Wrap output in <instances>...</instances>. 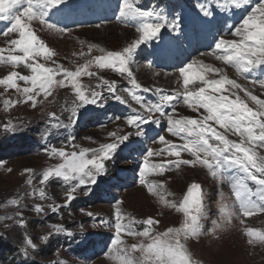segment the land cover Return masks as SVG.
Returning a JSON list of instances; mask_svg holds the SVG:
<instances>
[{
    "label": "rangeland",
    "instance_id": "rangeland-1",
    "mask_svg": "<svg viewBox=\"0 0 264 264\" xmlns=\"http://www.w3.org/2000/svg\"><path fill=\"white\" fill-rule=\"evenodd\" d=\"M84 1L93 3L92 0H66L58 11L51 12L49 21L60 28H64L65 32L63 33L47 29L42 30L38 22L32 24L37 35L56 53L52 59L71 71H75L76 67L86 60L102 55L94 48L91 54L80 57L81 51L88 53V45H97L99 48L105 49V52L121 51L131 42L125 43L121 38V30H129L135 37L137 36L134 27L125 26L123 22L117 19L122 0H118L119 7L115 15L113 13L115 6L111 0H108L107 4L106 0L100 5L94 4L96 14L89 19L102 20L104 18L106 22L99 21L95 23L96 25L91 26V22L88 23L87 18L80 14L81 19L67 17L68 20L65 24L59 16V11ZM257 2L258 0H250V4L246 6V8L249 7L247 11H250ZM87 10L86 8L80 9V11ZM170 10L171 13H163L162 15L166 22L169 25H174V27L162 28L158 37L166 36L170 42L181 45L182 51L174 53L170 63L157 62L156 57L149 56L153 52L155 40L153 39L147 42L145 46L140 45L133 56L134 58L137 55L131 64L134 68L133 76L141 84L140 92V89L133 91L135 94L137 93L138 97L146 95L150 97L147 96L151 100L150 102L146 97H140L144 104L156 103L153 99L158 94L157 89H161L163 94L168 95L182 91L178 70L197 58L203 60L205 64L226 68L225 71L229 74L230 79H235L252 91L254 95L264 99V89L248 83L246 79L237 76L234 69L223 65L220 61L215 62L213 57L201 56V53L210 52L206 47L207 33H199L198 24L191 22L188 17L182 16L179 6L171 7ZM247 11L244 13L235 11L234 16L237 17L233 19L230 26H221L219 23L220 32L228 28L226 33L222 34L224 39H238V37L231 36L230 32L239 26ZM102 14H104L103 18ZM169 16L173 18L167 19ZM194 17L200 24L205 23L204 13L194 12ZM210 22H208L209 27ZM7 27H10L7 21H0V33L6 31ZM16 38H18L16 33H12L8 37L0 34V48L8 49L7 41ZM199 38L203 40L202 48H197ZM218 40H220L219 36L216 38V42ZM167 52L170 53L171 50L167 48ZM4 54L7 55V51ZM210 59L212 61L208 63ZM36 62L55 67L52 61L42 57H37ZM195 66L190 70V75L201 71L199 65ZM11 71H17L22 75L31 74L23 65L15 69L10 65H0V78ZM89 71L96 72L97 76H82L80 79L84 84L96 88V85L100 83L97 77H102L110 82L115 81L116 92H107L103 85L96 88L97 91L101 92L102 98L96 104H87L79 108L75 123L72 124L69 123V111H65V108H69L72 99H74L70 87L57 88L53 92V96H50L43 104L38 103L35 108L31 107L29 101L28 103H19L5 111L4 99L20 100L21 96L15 89H8L5 92V86L0 85V218L12 217V219H0V236L4 235L10 242L18 244L13 245L12 242L10 244L8 240L2 238L0 249L6 253L13 247L16 249L13 251L14 254L23 255L20 251L24 246L23 241L20 242L19 240H24L25 236L31 238L37 244V248L35 250L29 249V255L24 260L25 262L33 257L31 254H34L36 256L34 259L38 258L45 264H49L48 261H52L53 264H114L112 260L106 257V253L115 236L113 225L115 224L117 207L126 217L134 218L137 221L134 225L137 231H142L146 227L143 221L148 218L159 221L158 224L152 226L153 233L163 232L169 227H179L184 219L182 213L162 203L159 196L149 193L141 183L137 185L139 165L143 162L147 149L164 147L158 143V139L154 142L150 137L160 134L175 144H180L182 141L178 137L175 139L168 133L167 119L160 117L159 113H151V115L153 119H160V124L151 122L143 124L141 129L144 135L136 136L137 129L129 127L126 119L135 115L147 117L149 113L140 108V105L124 91L125 88L131 87L126 75L122 76L112 69H98L95 66L91 67ZM167 74L174 75L172 83L166 81ZM252 75L261 77L262 73L257 70ZM208 77L218 78L211 73L208 74ZM196 82L194 86H200L199 81ZM17 83L21 87L25 86L23 81H17ZM162 84H166L168 87L162 88ZM190 87L192 86L190 85ZM145 88L148 89L149 93L143 91ZM238 94L249 103V106L255 107L242 92ZM116 96H120L124 102L117 100ZM37 99L41 100L43 96ZM48 101H52V103ZM117 105L120 106L116 109ZM173 108L176 110L173 116L177 119L181 116L192 117L195 115L198 117V114L204 112L203 109H200L199 113L193 112L187 105L183 104L182 97L173 101L170 107H165L164 111L165 113H172ZM134 109L135 111H133ZM49 113H54V116H50ZM9 121L16 126V131L4 130V125ZM218 130L223 131V129ZM108 132H118L120 135L131 133V135L129 140L125 141L124 145L117 151L114 158L107 162L106 173L97 178L96 184L81 186L75 194V199L66 203L65 191L67 186L61 180L51 179L43 186L47 199H39L37 190L42 187L39 183L42 171L61 162L59 157H49L48 150L55 147L71 152L73 151L71 146L73 144L79 146L75 149L76 151H79L80 148H96L102 143L111 142ZM153 138L156 139L157 137L154 136ZM229 139L239 142L240 138L230 135ZM260 151L261 154H264V150ZM166 158L175 159L163 154L149 159L150 163L155 164ZM182 158L191 159L187 153H182ZM25 169H31L32 172L27 173ZM28 179L32 180L31 185L27 183ZM147 180L156 182L158 185L162 184L163 188H158L157 191L164 197L165 201L176 203L183 198L190 184L197 183L201 186L206 209V216L202 220V234L196 239L187 241V247L197 264H264V244L249 245L247 243L248 237L244 234V229L247 227L264 231V212L256 213L247 218L240 216L238 208L234 204L235 198L226 183L214 180L206 169L199 166H181L179 169L173 167L171 171H166L163 175H149ZM14 198L22 200L19 207L7 203ZM117 201L121 203L117 205ZM37 203L45 208L44 213L36 214L32 211ZM49 203L59 204L61 207L56 212H52L47 207ZM225 204L233 208L235 212L230 223L225 222L220 213L222 205ZM17 211L21 213V216H16ZM89 213L91 215H88ZM19 219H23V227L16 223ZM241 219L245 220L244 224L240 223ZM53 225L62 226L64 231L55 232L52 228ZM49 232L52 233L49 239L46 242H41L40 237ZM141 239V237L123 236V240L128 246L139 243ZM144 242L147 243L148 241L145 240ZM3 253L0 254V264H10L11 258H8L9 255L5 257ZM42 255L46 257L42 258ZM137 255L139 254L137 253ZM23 259L22 257L21 260ZM18 264H22L21 261Z\"/></svg>",
    "mask_w": 264,
    "mask_h": 264
},
{
    "label": "snow or ice",
    "instance_id": "snow-or-ice-1",
    "mask_svg": "<svg viewBox=\"0 0 264 264\" xmlns=\"http://www.w3.org/2000/svg\"><path fill=\"white\" fill-rule=\"evenodd\" d=\"M65 2L66 0H0V21H7L10 24V27L0 34L5 37L12 33L18 35V38L7 41L8 49L0 48V65H10L13 69L23 65L31 73L22 75L17 71H11L0 78V85L5 86V92L8 89H15L21 96L20 100L4 99L5 111L19 103L29 101L31 107L35 108L38 103L43 104L50 96H53L57 88L70 87L74 99L65 111H69V123L72 124L75 123L79 108L87 104H96L102 98L101 92L96 88L103 85L107 92H116L115 81L110 82L102 77H97L100 83L96 85V88L84 84L80 79L82 76H97L96 72L89 71L91 67L112 69L122 76L126 75L131 87L125 88L124 91L140 105V108L149 113L147 117L135 115L126 119L129 127L137 129L135 135H144L140 128L141 124L151 122L159 125L160 119H153L151 115V113H159L160 117L167 119L168 133L182 141L180 144H175L171 140H166L164 136H159L158 143L164 147L147 149L143 162L139 165L140 183L149 193L159 196L166 206L182 213L184 219L179 227H169L163 232L153 233L152 226L159 221L148 218L143 221L146 227L142 231H137L134 227L137 221L126 217L117 207L113 225L115 236L111 240L106 257L114 264H197L187 247V241L196 239L202 234V220L206 216V209L201 186L197 183L190 184L178 203L165 201L157 191L158 188L162 189L163 185L148 181L147 176L163 175L166 171H171L173 167L179 169L181 166H199L206 169L214 180L228 185L240 216L247 218L264 212V154L260 151L264 150V99L254 95L235 79H230L223 67L205 64L203 60L197 58L178 70L182 91L168 95L163 94L161 89H157V93L160 94L159 102L151 105L144 104L133 91V89H141V84L133 76L130 67L133 56L140 45L158 38L162 28L174 27V25H169L159 12L142 10L137 6L139 0H122L119 7L117 19L125 26L134 27L137 33L127 46L121 51L105 52V49L90 44L88 53L81 51L80 57L91 54L94 48L102 55L86 60L78 65L75 71L65 69L52 59L56 53L46 45L32 27L33 22H38L42 30L65 32L64 28L58 27L48 19L51 12L58 11ZM249 4L250 0H225V5L222 6L245 8L247 11L246 6ZM201 11L205 16L210 15V12L203 7ZM230 34L238 39L221 38L211 52L200 55L213 57L216 61L234 69L237 76L246 79L248 83L264 89V0H258ZM5 51L7 55L4 54ZM37 57L52 61L55 67L36 62ZM194 65H199L201 71L190 75ZM257 70L261 71V77L252 75ZM209 73L218 78H209ZM17 81H23L25 86L21 87ZM196 81H199L200 86H194ZM143 91L148 89L145 88ZM240 92L255 107L249 106V103L238 94ZM41 96L43 99L38 100L37 98ZM181 97L183 104L193 112L199 113V110L203 109L206 114H201L198 119L184 116L177 119L173 116L175 108L172 109V113H165L164 108L170 107L173 101ZM116 99L121 100V97L116 96ZM48 102L52 103V101ZM121 102L124 101L121 100ZM49 115L54 116V113ZM4 130L16 131V126L9 121L4 125ZM130 135L131 133L120 135L118 132H108L111 142L102 143L96 148H80L76 151L75 149L79 146L73 144L71 152L55 147L48 150L49 157H59L61 162L42 171L39 181L42 187L37 190L39 199H47L43 186L51 179H58L67 186L65 202L74 200L81 186L94 185L98 177L105 175L107 162L114 158L120 147L129 140ZM230 135L238 136L239 142L229 139ZM88 139L91 138L88 137ZM69 143L71 144V141ZM182 153H187L191 159L182 158ZM162 154L175 159L166 158L160 163H150L149 158ZM25 172L31 173L32 170L25 169ZM27 183L31 185L32 180L28 179ZM7 203L19 207L22 200L14 198ZM120 203L117 201V205ZM47 207L52 212H56L61 205L49 203ZM32 211L42 214L45 208L37 203ZM220 213L224 221L229 223L232 215L235 214L233 208L227 204L222 205ZM16 216H21V213L17 211ZM0 219H12V217ZM16 223L21 227L24 226L23 219L17 220ZM240 223L244 224L245 220L241 219ZM52 228L57 233L64 231L60 225H53ZM244 234L248 237L249 245L264 244V231L247 227L244 229ZM51 235L52 233L49 232L40 237L41 242H46ZM123 236L142 239L139 243L128 246ZM145 240L148 242L145 243ZM23 245L20 251L25 257L29 255V249L37 248V244L27 236L24 237Z\"/></svg>",
    "mask_w": 264,
    "mask_h": 264
},
{
    "label": "bare ground",
    "instance_id": "bare-ground-1",
    "mask_svg": "<svg viewBox=\"0 0 264 264\" xmlns=\"http://www.w3.org/2000/svg\"><path fill=\"white\" fill-rule=\"evenodd\" d=\"M104 26V25H103ZM106 26V25H105ZM97 27H100V26H97ZM101 29V28H100ZM103 33V32H102ZM121 38L125 41V43H128L129 41H132V39L135 37V35L129 31V30H121ZM103 36H105V34H103ZM201 57V56H200ZM204 59V58H203ZM206 61V59H204ZM212 61L211 59L208 60V63ZM217 62V61H215ZM214 62V63H215ZM218 63V62H217ZM221 65V64H220ZM195 66V65H194ZM196 67V66H195ZM226 69V68H225ZM230 72V71H228ZM198 73V72H197ZM229 75V74H228ZM233 78V77H232ZM174 80V75L173 74H167L166 75V81L169 82V83H172V81ZM197 83V82H196ZM179 86V85H178ZM168 85L166 84H162V88H167ZM37 145V144H36ZM33 148V147H32Z\"/></svg>",
    "mask_w": 264,
    "mask_h": 264
},
{
    "label": "trees",
    "instance_id": "trees-1",
    "mask_svg": "<svg viewBox=\"0 0 264 264\" xmlns=\"http://www.w3.org/2000/svg\"><path fill=\"white\" fill-rule=\"evenodd\" d=\"M1 236H4V235H1ZM1 236H0V243H1V241H3V239L1 238ZM6 240H8L9 241V243L11 244V242H10V240L8 239V238H6ZM20 242H22V240H19ZM13 243V245H15V244H17V243H14V242H12ZM19 243V242H18ZM18 245V244H17ZM16 249H14L13 247L12 248H10V253L9 252H6V253H3L2 251H1V249H0V254L1 253H3V255L5 256V257H7L8 255H9V257H15V255L16 254H14L13 253V251H15ZM19 254H17V256H18ZM46 256L45 255H42V258H45Z\"/></svg>",
    "mask_w": 264,
    "mask_h": 264
}]
</instances>
